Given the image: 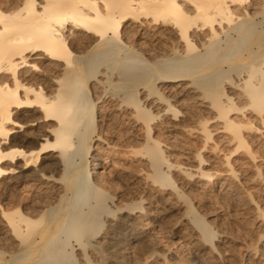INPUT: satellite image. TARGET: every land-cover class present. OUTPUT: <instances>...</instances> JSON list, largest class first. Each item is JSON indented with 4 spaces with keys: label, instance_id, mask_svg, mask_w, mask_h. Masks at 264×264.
<instances>
[{
    "label": "bare ground",
    "instance_id": "obj_1",
    "mask_svg": "<svg viewBox=\"0 0 264 264\" xmlns=\"http://www.w3.org/2000/svg\"><path fill=\"white\" fill-rule=\"evenodd\" d=\"M243 181L264 186V0H0V264H264Z\"/></svg>",
    "mask_w": 264,
    "mask_h": 264
},
{
    "label": "rangeland",
    "instance_id": "obj_2",
    "mask_svg": "<svg viewBox=\"0 0 264 264\" xmlns=\"http://www.w3.org/2000/svg\"><path fill=\"white\" fill-rule=\"evenodd\" d=\"M217 137H219V136H217ZM259 164H261V163H259ZM263 165L261 164V167H262ZM246 168H248V170H246L245 169V173L246 174H244V175H248V177H250V176H253V172H254V170L255 169H253L252 167H251V165H249V166H247ZM249 168H251L252 170H250ZM249 170L251 171V172H249ZM114 182L116 183V184H118L119 186H123L122 184H127V185H129L130 187L132 186L130 183H128V182H124V181H122V182H120V181H118V180H114ZM244 182V181H243ZM259 183V184H258ZM258 183H253V184H251L250 185V183H247L246 182V184H245V182L243 183V185L244 186H242L243 187V189L240 191V195L241 196H247V194L249 193V194H251L252 195V197L255 199V200H257V201H259V202H261V200H262V196H263V193H264V186H263V184L261 185V183L260 182H258ZM243 196V197H244ZM199 199L197 198L196 199V203L198 204H196L198 207H199V211L201 210V212L203 213H210V211H211V214L210 215H212V214H214L213 216H215V215H217L218 216V219H217V216H215V220H214V224L219 228V229H221V230H224V229H226V231L227 232H231V236H232V238L235 236V239H236V237H242V239H240L239 237L237 238L238 240H245V241H249V240H251L252 239V237H253V239L255 238V236L257 235V232H259V229L261 230V228H259L258 227V225H256L255 223H254V219H253V215L248 211H241V210H239L238 208H237V206H236V204H235V206H234V204H228L227 202H217V203H219V204H221V205H219V204H216V202H213V203H211L210 202V204L208 203H203L202 202V204H199L200 202L198 201ZM200 205H203V207H201ZM207 205V206H206ZM208 205H209V207H208ZM215 205H216V207H215ZM220 207H219V206ZM205 206V207H204ZM208 207V208H207ZM211 207H213L212 209H214V211L211 209ZM235 209H234V208ZM201 208V209H200ZM203 208V209H202ZM217 210H216V209ZM228 208V209H227ZM232 208V209H231ZM237 208V209H236ZM205 209V210H204ZM221 209V210H220ZM204 210V211H203ZM219 210V211H218ZM224 210V211H223ZM235 210V211H234ZM209 211V212H208ZM234 212V213H233ZM217 213V214H216ZM213 216H211V217H213ZM174 218H173V216L172 215H170V214H167L166 216H164V219H163V224H164V226L165 227H167L168 229H169V227H171V224L172 225H174V223H175V219L173 220ZM217 219V220H216ZM169 225V226H168ZM257 227V228H256ZM257 231V232H256ZM256 233V235L254 236V234ZM234 235V236H233ZM244 238H246V239H244ZM173 239V238H172ZM165 240H168V241H170L171 239H170V237H169V235H165L164 236V238L163 239H161V243H162V245H161V243H160V245L164 248V249H166V248H168V246H167V244L166 243H164V241ZM239 241V242H240ZM236 247L238 246V247H240V248H242L241 246L242 245H240V243L239 244H237L236 243V245H235ZM243 249V248H242Z\"/></svg>",
    "mask_w": 264,
    "mask_h": 264
}]
</instances>
